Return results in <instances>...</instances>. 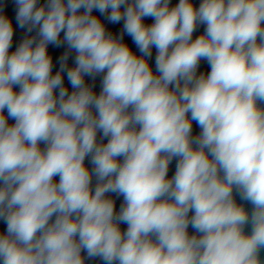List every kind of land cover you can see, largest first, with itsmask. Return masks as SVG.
<instances>
[{"label":"clouds","instance_id":"clouds-1","mask_svg":"<svg viewBox=\"0 0 264 264\" xmlns=\"http://www.w3.org/2000/svg\"><path fill=\"white\" fill-rule=\"evenodd\" d=\"M13 2L15 23L0 2V264H264V0Z\"/></svg>","mask_w":264,"mask_h":264},{"label":"water","instance_id":"water-1","mask_svg":"<svg viewBox=\"0 0 264 264\" xmlns=\"http://www.w3.org/2000/svg\"><path fill=\"white\" fill-rule=\"evenodd\" d=\"M0 2H6L7 3V8L5 9V11L9 15L12 16L13 23H15V8H14L13 0H0ZM40 2L43 3L44 0H40ZM178 2H179V0H170V7L175 6L176 4H178ZM192 2L194 3V5H196L198 7L199 4L201 3V0H192ZM94 14L97 15V16L100 15L98 12H94ZM101 19L103 20L104 18L101 17ZM104 22L108 26L109 30H111L113 32L114 35H119V32L122 30L123 22H121L120 24H116V25L109 24L106 20ZM153 22H154L153 18H151V17L145 18V23L146 24H151ZM205 27H206L205 25H198L196 30H195V32L193 33V39H195L197 36L201 35L205 31ZM24 34H25V32H24L23 29L16 28V31H15V34H14V38H13V45H12V48L10 49V52L15 50L16 46L23 39ZM124 40H125L126 43H128L131 46L133 51H135L137 53V55H139V50L136 49V46L132 42L131 37H129L127 34H125ZM49 51L52 52V53H56V55H54V57H53V59H54L53 72H55V71L58 70V65L56 64V59H57L58 52L60 50H57V49L54 48V46L49 45ZM155 55H156V49L153 48V50H152V58L149 60V63L151 64V66L153 68V71H155ZM71 63H72V61L69 60V64H71ZM210 70H211L210 69V65L207 63V61L202 60L200 62V67L198 69V74H199V72H204L205 74H207L208 72H210ZM100 80H101V76H97L95 81H93L91 78L86 77V82L87 83L95 85L94 91L97 92V94L100 91ZM65 84H67V80H65ZM69 90L71 91L70 86H69ZM261 107H264V105H261ZM10 123H14V121H10ZM199 131H200V129L198 128V126H196L195 122H193V135L198 134ZM97 140H98L99 143H106L107 142V138L101 139V134L99 132L97 134ZM40 147H41V149H43L45 146L43 144H41ZM176 163H177V160H176V158H174L172 160V162L170 163V165H169V172H168L169 178L171 176H173L174 173H175ZM85 164H86V166L89 169L92 168V165L90 163V159L87 158V157H86V160H85ZM55 179L58 182L59 178L56 177ZM95 184H96V179H95V177H93V181H92L93 189L95 187ZM233 194H234V198H235L237 204L243 205L246 208V210L249 213H251L252 205L250 203H248L247 201L242 200L240 198L239 194L236 193L235 189H234V193ZM108 195H110L113 199H115L116 208H117V210H119V207H120V205L122 203L123 198L122 197H116L115 194H108ZM189 215H191V213ZM5 227L6 226H5L4 222L0 221V231H3L5 229ZM120 227H121L122 230H126L127 226L122 224V225H120ZM244 230H245L246 234H250L251 226L250 225H246ZM189 233L190 234L194 233V230L191 227H189ZM197 235H199V234H197ZM82 254L86 256V253H82ZM260 258H261L262 261H264V250H261ZM86 264H103V261H101L99 258L92 259V260H87L86 259Z\"/></svg>","mask_w":264,"mask_h":264}]
</instances>
